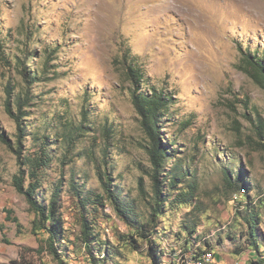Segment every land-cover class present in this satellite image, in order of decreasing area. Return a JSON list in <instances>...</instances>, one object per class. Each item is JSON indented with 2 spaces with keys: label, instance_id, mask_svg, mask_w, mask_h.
Masks as SVG:
<instances>
[{
  "label": "rangeland",
  "instance_id": "1",
  "mask_svg": "<svg viewBox=\"0 0 264 264\" xmlns=\"http://www.w3.org/2000/svg\"><path fill=\"white\" fill-rule=\"evenodd\" d=\"M248 53L264 63V0H0V135L16 146L8 102L16 113L28 97L25 187L57 202L40 223L0 141V264H180L198 250L212 264H264V90L240 67ZM151 87L171 99L158 198L133 103ZM58 222L52 255L43 226Z\"/></svg>",
  "mask_w": 264,
  "mask_h": 264
},
{
  "label": "trees",
  "instance_id": "2",
  "mask_svg": "<svg viewBox=\"0 0 264 264\" xmlns=\"http://www.w3.org/2000/svg\"><path fill=\"white\" fill-rule=\"evenodd\" d=\"M53 61H56L55 58L52 59ZM240 67L243 70V72L249 76L258 86H260L264 90V63L263 60L258 59L257 54H245L243 55L241 61H240ZM129 75L131 80L134 81L135 84H140L143 86V82L145 80V75L143 73V70L140 67H129ZM33 79V75L31 76ZM35 81L30 83V87L32 88L35 85ZM30 99L19 97L17 100V112L14 113L12 108L10 107V101L8 102V113L9 115L15 120L20 135L18 137V142L16 143V146L12 144L11 140L7 137L0 135V141L3 145L7 146L9 149H13L15 155L17 156V160L20 166V170L18 175L14 178V186L16 190L25 196L28 205L30 206V209L40 218L39 222L41 223V220L44 219L47 222L49 220H52L55 217V214L57 212L56 207V201H51L52 207L45 208V206L39 204L37 200L35 199V191L37 189V185L30 184L28 188L25 187L26 184V171L24 170V167L27 166L26 162L23 160V140H24V131L22 130V119H23V108L29 106ZM170 96L165 93H159L155 88L151 87L148 92L141 91V92H133V103L134 107L136 109V112L138 116L141 119V127L144 132V134L147 136L150 142V147L148 149V154L150 157V164L153 169V175L152 179L154 182V189L156 191L157 198L159 197V192L162 191L163 184L170 183L168 178H166L165 172L167 167V161L170 158V151L163 143L161 136H162V130H163V118L169 111V105H170ZM264 132V127H261L259 133ZM38 166L40 165V162L42 164L47 163V160L42 156H39L38 158ZM40 161V162H39ZM228 181V179H226ZM227 183H230L227 182ZM246 182H242L241 185L234 186L233 189L234 192H241L242 190H245ZM172 185V184H171ZM171 188V186L169 187ZM161 194V193H160ZM165 202H159L156 201L155 206L153 207V213L151 214V222L154 223L153 230H147V232L151 235L150 236H142L143 239H145L148 243H153V237L154 233L158 229L157 225V219L161 216V210L164 207ZM61 222L53 224V226L60 225ZM147 224V223H146ZM47 224L43 226L47 231H50V238L46 243L49 246L50 253L52 255H56L57 252L53 246V237H57L61 230H59L57 227V230H51L48 229ZM144 227V226H143ZM84 231L85 239L89 238V233L86 231L88 228L84 225ZM143 230H145L143 228ZM146 231V230H145ZM50 241V242H49ZM253 245H257L254 243ZM154 255H152V259L160 263L161 258L163 257V252L161 250H153ZM206 251H212V250H206ZM206 251L198 250L194 252L191 256V259H199L202 254H204ZM201 254V256L199 255ZM197 259V260H198ZM16 264H33L31 262L23 261L18 262ZM261 264V263H259Z\"/></svg>",
  "mask_w": 264,
  "mask_h": 264
},
{
  "label": "bare ground",
  "instance_id": "3",
  "mask_svg": "<svg viewBox=\"0 0 264 264\" xmlns=\"http://www.w3.org/2000/svg\"><path fill=\"white\" fill-rule=\"evenodd\" d=\"M199 255L201 256V254H199ZM197 259H194V260L185 259L180 264H201V263L212 264L214 262L213 261L214 260V256H213L212 253H204V254H202V256L198 260Z\"/></svg>",
  "mask_w": 264,
  "mask_h": 264
},
{
  "label": "built area",
  "instance_id": "4",
  "mask_svg": "<svg viewBox=\"0 0 264 264\" xmlns=\"http://www.w3.org/2000/svg\"><path fill=\"white\" fill-rule=\"evenodd\" d=\"M201 264H207V263H201Z\"/></svg>",
  "mask_w": 264,
  "mask_h": 264
}]
</instances>
